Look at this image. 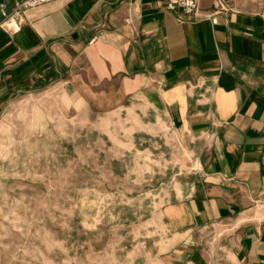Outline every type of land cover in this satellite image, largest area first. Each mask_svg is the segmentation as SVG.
I'll list each match as a JSON object with an SVG mask.
<instances>
[{
    "label": "crops",
    "instance_id": "1",
    "mask_svg": "<svg viewBox=\"0 0 264 264\" xmlns=\"http://www.w3.org/2000/svg\"><path fill=\"white\" fill-rule=\"evenodd\" d=\"M211 3L199 16L163 0L26 10L18 31L0 29V120L24 94L57 92L151 138L159 129L189 164L175 165L159 211L158 263L264 264V0H229L215 20Z\"/></svg>",
    "mask_w": 264,
    "mask_h": 264
},
{
    "label": "rangeland",
    "instance_id": "2",
    "mask_svg": "<svg viewBox=\"0 0 264 264\" xmlns=\"http://www.w3.org/2000/svg\"><path fill=\"white\" fill-rule=\"evenodd\" d=\"M2 117L0 264H159V211L189 164L175 140L57 92L24 94Z\"/></svg>",
    "mask_w": 264,
    "mask_h": 264
},
{
    "label": "built area",
    "instance_id": "3",
    "mask_svg": "<svg viewBox=\"0 0 264 264\" xmlns=\"http://www.w3.org/2000/svg\"><path fill=\"white\" fill-rule=\"evenodd\" d=\"M50 0H22L14 6L13 10L7 14L1 8L2 19H0V29H8L16 32L20 29V19L23 13L31 8L48 3ZM165 2V9L169 12L179 10L182 15L199 16L201 10V0H163ZM229 0H212V12L206 17L213 18L215 15L228 11Z\"/></svg>",
    "mask_w": 264,
    "mask_h": 264
}]
</instances>
